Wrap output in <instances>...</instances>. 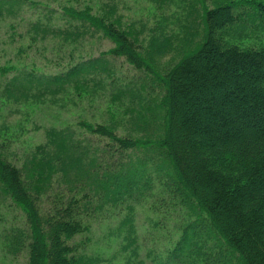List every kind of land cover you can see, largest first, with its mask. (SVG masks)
I'll use <instances>...</instances> for the list:
<instances>
[{
    "label": "trees",
    "instance_id": "16d2710c",
    "mask_svg": "<svg viewBox=\"0 0 264 264\" xmlns=\"http://www.w3.org/2000/svg\"><path fill=\"white\" fill-rule=\"evenodd\" d=\"M154 1L175 11L152 29L161 35L150 39L149 48L173 44L174 39L162 40L171 23L178 25V35L183 33L177 40L182 56L166 74L155 72L141 56L144 46L111 3L63 7L61 16L72 30H57L41 18L30 24L34 35L52 33L71 41L89 31L114 47L57 75L21 71L0 90L2 101L45 103L71 83L85 91L91 71L110 73L109 56L154 73L157 81L143 89L150 90L143 107L126 114L133 124L125 134L87 121L76 128H52L47 142L22 166L0 149V202L24 212L25 228H15L12 236L20 253L28 251L29 264H84L71 241L90 233L91 220L107 206L148 201L174 190L179 194L175 209L185 213L181 235L151 264H264V48H243L224 38L238 24H264V3ZM25 3L0 0V20L17 17ZM241 6L251 10L240 11ZM165 160L175 176H162Z\"/></svg>",
    "mask_w": 264,
    "mask_h": 264
},
{
    "label": "rangeland",
    "instance_id": "374dc122",
    "mask_svg": "<svg viewBox=\"0 0 264 264\" xmlns=\"http://www.w3.org/2000/svg\"><path fill=\"white\" fill-rule=\"evenodd\" d=\"M257 1L264 3V0ZM108 3L116 5L122 23L136 34L140 45L144 46V52L140 54L154 65L155 72L166 74L178 63L182 54H177L180 49L177 40H182L180 35L183 33L178 35L180 29L177 24L171 23L172 26L167 27L163 34L162 40L174 39L171 46L163 44L153 50L149 48L150 39L161 35L152 29L175 11L161 8L154 0H26L17 17L0 20V90L6 88L21 71L57 75L112 49L114 44L98 33L82 32V38L63 41L52 33L46 37L45 34L34 35L30 27L41 18L43 23L57 30L71 29L69 21L61 16L63 7L83 9L93 5L97 8ZM241 8L240 11L251 10L249 6ZM179 14L184 15L181 11ZM252 17L247 16L246 21ZM260 21L234 26L225 40L243 48H264V24ZM79 39L80 42L76 43ZM197 39L201 41L202 38ZM107 61V66L111 65L110 73L102 75L91 71L89 79L84 82L88 85L85 91L82 85L77 87L71 83L65 93L49 97L45 103L0 100V149L8 154L11 162L22 166L31 152L47 142L48 130L52 128H76L80 121L115 126L120 135L131 128L133 123L127 115L131 116L134 109L143 107L149 95L148 89L157 79L154 73L136 69L125 58L109 56ZM6 69L10 71L2 74ZM146 87L148 89L143 90ZM134 128L137 129L135 125ZM165 163L162 176L173 175L172 164L167 160ZM142 173L146 172L142 170ZM146 174L155 178L149 170ZM178 195L174 190L148 201L109 205L98 218L91 220V232L74 238L71 244H78L84 264H139L140 261L151 264L157 255L165 256L181 235L185 213L175 209ZM127 219L131 223L127 224ZM25 225L24 212L15 205L6 208L0 202V264H29L28 251L20 253L12 236L15 228H25ZM212 245L210 242L209 246Z\"/></svg>",
    "mask_w": 264,
    "mask_h": 264
}]
</instances>
